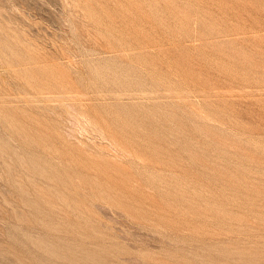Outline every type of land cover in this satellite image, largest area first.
Segmentation results:
<instances>
[{
  "label": "rangeland",
  "instance_id": "1",
  "mask_svg": "<svg viewBox=\"0 0 264 264\" xmlns=\"http://www.w3.org/2000/svg\"><path fill=\"white\" fill-rule=\"evenodd\" d=\"M0 264H264V0H0Z\"/></svg>",
  "mask_w": 264,
  "mask_h": 264
}]
</instances>
